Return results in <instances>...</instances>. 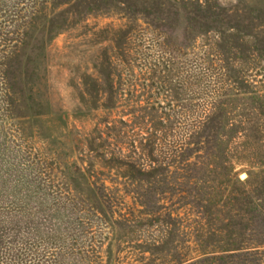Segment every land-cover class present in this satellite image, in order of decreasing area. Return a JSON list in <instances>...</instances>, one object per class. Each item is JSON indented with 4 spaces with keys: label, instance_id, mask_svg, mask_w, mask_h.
<instances>
[{
    "label": "rangeland",
    "instance_id": "obj_1",
    "mask_svg": "<svg viewBox=\"0 0 264 264\" xmlns=\"http://www.w3.org/2000/svg\"><path fill=\"white\" fill-rule=\"evenodd\" d=\"M263 216L264 0H0V264H264Z\"/></svg>",
    "mask_w": 264,
    "mask_h": 264
},
{
    "label": "trees",
    "instance_id": "obj_2",
    "mask_svg": "<svg viewBox=\"0 0 264 264\" xmlns=\"http://www.w3.org/2000/svg\"><path fill=\"white\" fill-rule=\"evenodd\" d=\"M189 152H192V149L188 148ZM70 191V190H69ZM69 191H66V197H71L70 203L72 211L74 213H77L80 219H86V208H89L92 211H95L93 214L94 217L99 221H105L110 223V228L112 230V234H117V228H123L125 226H130L131 221L133 222V219H131V215L127 216H120L117 215V218H114V215L116 212L112 210L111 203L109 201H105V196L103 195V192L99 190H92V194L96 196L97 204L95 200H93L94 206L90 204L91 199L90 197H87L85 200L80 197V195H74L73 193H70ZM78 205V206H76ZM99 205V207L97 206ZM74 207V208H73ZM107 208L109 214H104L103 216H98L97 211L98 209L102 210ZM102 215V214H101ZM78 218V219H79ZM257 219L254 217V220ZM263 219V220H262ZM261 221H264V216L262 217ZM262 224V223H261ZM264 224V222H263ZM253 225V223H252ZM252 232L258 235L257 225H254V229H252ZM254 235V237H256ZM256 238H253L252 243H254ZM158 243V242H157ZM159 244V243H158ZM262 245V241H257L253 244V247H250L249 250H242V249H234V250H223V251H211V252H202L199 256L194 258H186V259H178L175 261V264H237L235 261L237 260H247L249 257L252 258V256H255L258 251V248H260Z\"/></svg>",
    "mask_w": 264,
    "mask_h": 264
},
{
    "label": "water",
    "instance_id": "obj_3",
    "mask_svg": "<svg viewBox=\"0 0 264 264\" xmlns=\"http://www.w3.org/2000/svg\"><path fill=\"white\" fill-rule=\"evenodd\" d=\"M246 178V174H242V175H240V179L241 180H244Z\"/></svg>",
    "mask_w": 264,
    "mask_h": 264
}]
</instances>
